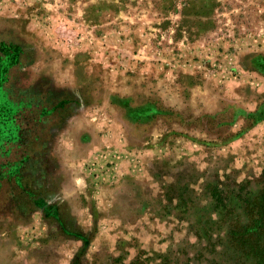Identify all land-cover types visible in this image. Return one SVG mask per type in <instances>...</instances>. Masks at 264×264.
<instances>
[{"label": "rangeland", "instance_id": "obj_1", "mask_svg": "<svg viewBox=\"0 0 264 264\" xmlns=\"http://www.w3.org/2000/svg\"><path fill=\"white\" fill-rule=\"evenodd\" d=\"M27 1L50 29L0 57V264H256L227 230L264 217V0Z\"/></svg>", "mask_w": 264, "mask_h": 264}, {"label": "crops", "instance_id": "obj_2", "mask_svg": "<svg viewBox=\"0 0 264 264\" xmlns=\"http://www.w3.org/2000/svg\"><path fill=\"white\" fill-rule=\"evenodd\" d=\"M28 2L29 1L26 0L25 5H22V7L19 8L17 4L14 3V0H0V57L4 62H9L11 60L14 61L15 66L18 63H22V61L24 60H28L27 54L29 50L27 46L33 45L34 34H32V32H34L35 28L39 29L38 26H42L43 31H45V28L50 29V26L44 20L40 22V24L35 23L33 10L28 6ZM42 18H44V16H42ZM19 21L24 23H21ZM27 31H30L31 34H29ZM13 67L14 65H10L9 67H2L0 70V85L4 88L5 94H10L9 89L7 88V84L9 82L7 79L11 77V69H13ZM65 99L66 98H61L55 104L49 103L46 109L51 110L56 108L60 112L65 113V117L67 116L69 121L72 122L76 118L74 116L71 117L69 112L67 115L66 113L70 110V108H72V105H79V101L78 99H73L72 101H66ZM15 103L16 105H19L18 103H21V101H19L18 103L16 101ZM45 106L46 105H44L43 107ZM27 108L29 107L27 106ZM89 108L90 107L87 108L86 106L85 109L91 110V108ZM97 109H99V111H97V117L99 118L98 123L104 124L102 120L107 118L109 114L107 113V110L105 108L99 107ZM93 117H95V115ZM89 122L91 121L89 120ZM81 137L82 136L75 137L73 134L67 133L63 135L61 139V142L69 143V146H66L64 144L63 146L66 149L69 148V155H71L70 157H73V159H77V157L74 156V150H76L75 141L79 140V143L81 141H88V143H94L96 141L95 138L94 140H92L93 137L90 140L89 135H85V137L82 138ZM101 139L102 140H100L99 142L104 143L107 140V136L104 134ZM95 145L89 146V153L87 154V156L78 158L79 166H82L83 164L88 162L93 163V161L98 157L102 158V156H99L101 152L109 153L112 151L111 148H108V146ZM71 165H78L77 161H74Z\"/></svg>", "mask_w": 264, "mask_h": 264}, {"label": "trees", "instance_id": "obj_3", "mask_svg": "<svg viewBox=\"0 0 264 264\" xmlns=\"http://www.w3.org/2000/svg\"><path fill=\"white\" fill-rule=\"evenodd\" d=\"M10 100H8V102L10 104L9 106L12 109L11 111L12 120L10 121V123H12V121L14 120L17 121V114L19 112L18 109L20 108L21 105L20 103H18L19 101L17 100H13L12 98H10ZM16 101L19 105H16L15 103ZM2 107H6V106L4 104L3 106H0V126H2L6 121V119L8 118L7 116L8 113L4 112V109H2ZM3 152L4 151H2V153ZM246 204L247 205L245 206V213L248 215L247 217L249 221H247V223H244L242 225L237 224L238 222L236 224L232 223L230 225L231 231L227 230V232H229L228 235L231 236L230 242L236 247L239 246L240 250L242 251H246L247 248L249 247L250 248L253 246H256V248L258 247L260 254L258 256L259 259L257 260L256 264H264V217L261 218V220L255 219L256 212L257 213L260 212L262 208V204L260 202L255 203L254 200H250V202H248V199H246ZM231 222L232 221H229V223ZM256 229H259L260 231L256 232ZM260 234H262L261 239H259Z\"/></svg>", "mask_w": 264, "mask_h": 264}]
</instances>
